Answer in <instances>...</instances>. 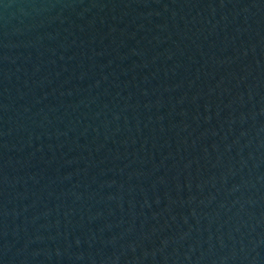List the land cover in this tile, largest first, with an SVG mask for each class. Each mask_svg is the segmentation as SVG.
Segmentation results:
<instances>
[{"label": "water", "instance_id": "water-1", "mask_svg": "<svg viewBox=\"0 0 264 264\" xmlns=\"http://www.w3.org/2000/svg\"><path fill=\"white\" fill-rule=\"evenodd\" d=\"M0 264H264V0H0Z\"/></svg>", "mask_w": 264, "mask_h": 264}]
</instances>
